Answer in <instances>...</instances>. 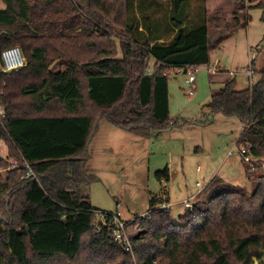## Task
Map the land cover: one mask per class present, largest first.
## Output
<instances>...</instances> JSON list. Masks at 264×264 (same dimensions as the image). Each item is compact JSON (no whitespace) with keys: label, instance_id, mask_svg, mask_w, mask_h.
Listing matches in <instances>:
<instances>
[{"label":"trees","instance_id":"16d2710c","mask_svg":"<svg viewBox=\"0 0 264 264\" xmlns=\"http://www.w3.org/2000/svg\"><path fill=\"white\" fill-rule=\"evenodd\" d=\"M0 1V53L18 45L26 61L0 71V141L16 164L0 155V166L10 167L0 181V264H253L261 257L264 174L253 172L259 161L244 165L251 195L212 179L207 197L176 222L169 208L155 207L168 203L165 185L150 195L148 213L132 219L145 232L131 236V253L97 221L100 209L86 191L99 179L87 166L99 120L143 138L175 127L169 78L161 72L209 62L214 17L202 9L189 20L188 0H162L161 22L154 20V0ZM255 6L264 9V0ZM243 8L237 3L226 34L245 26L238 18ZM233 84L226 79L211 92V114L238 119L236 146L263 160L264 70L247 88ZM24 164L35 177L26 176ZM155 176L167 183L168 168Z\"/></svg>","mask_w":264,"mask_h":264},{"label":"rangeland","instance_id":"374dc122","mask_svg":"<svg viewBox=\"0 0 264 264\" xmlns=\"http://www.w3.org/2000/svg\"><path fill=\"white\" fill-rule=\"evenodd\" d=\"M161 1L154 0L158 5L154 20L158 22L163 20L167 9V2ZM237 3L244 7L238 18L241 23L245 22V26L239 25L226 34L224 24L233 22ZM255 3L257 0L187 1L183 15L189 20H194L204 9L217 23L211 24L209 29V62L200 65L195 72L193 95L187 94L190 87L184 83V75L169 74V118L175 122V127L145 138L117 130L122 136L117 137L121 138L119 141L116 137L115 142L109 143L102 138L94 140L90 151L95 156L88 167L92 170L98 168L95 171L101 181L92 183L86 190L94 208L117 209L123 218L143 216L148 213L150 195L160 193L167 184L171 220L176 222L177 215L185 211L183 201L193 203L207 197L212 179L235 185L246 195H251L252 186L244 169V165L249 164L236 146L242 124L234 117L211 114L209 100L211 92L221 86L223 79L232 78L233 89L240 90L250 86L247 69H252L253 81L264 70V9ZM0 7H3L1 1ZM134 10L138 16L139 9L134 6ZM220 38L221 44L217 46ZM130 139L141 142L131 145ZM8 154V148L0 141V155L8 160L6 164L12 165L14 157ZM258 161L259 166L253 172L262 175L264 159H255L250 169ZM165 167H168L170 179L161 185L155 172ZM9 170L10 167L0 166V181ZM198 190L200 193L192 196ZM6 195L3 193L1 198ZM155 207L163 208L158 203ZM96 217L98 221V214ZM128 227L132 237L145 232L132 220H128ZM253 264H262V254L260 258L253 257Z\"/></svg>","mask_w":264,"mask_h":264},{"label":"built area","instance_id":"2783aa9c","mask_svg":"<svg viewBox=\"0 0 264 264\" xmlns=\"http://www.w3.org/2000/svg\"><path fill=\"white\" fill-rule=\"evenodd\" d=\"M25 57L23 55V52L19 46H10L7 48H4L0 53V71L8 72L12 70H17L25 65ZM200 66V65H199ZM199 66H181V67H170V68H164V70L161 72L163 75L169 76V74L177 75L182 74L184 75V83L190 87L187 94L193 95V84L195 82V72L198 70ZM210 70L209 68H207ZM213 73L215 70H211ZM152 72V68L149 66L146 68V73L150 74ZM248 75L250 77V85L254 82L252 80V74L253 71L251 68L247 69ZM4 117V109L2 106H0V120ZM240 151V153L243 155V160H245L249 166L252 167V162L256 159L252 157L250 154H248V148L246 146H240L237 147ZM12 166L16 167L15 161L12 162ZM24 167H27L26 176H33L35 177V174L33 171L29 168L27 164H24ZM199 185V184H198ZM2 195V194H1ZM162 199V196L157 197V200ZM159 205L163 206V208H169L168 203H158ZM165 204V205H164ZM192 204L190 202L183 201V207L184 209H192ZM98 221L106 226L109 231V236L112 240L116 241L117 243L121 244L123 247V250L126 252H132V245H131V234L129 232L128 227V220L124 219L121 215V212L119 210H113V211H98ZM132 220V219H130Z\"/></svg>","mask_w":264,"mask_h":264},{"label":"crops","instance_id":"0c3cea01","mask_svg":"<svg viewBox=\"0 0 264 264\" xmlns=\"http://www.w3.org/2000/svg\"><path fill=\"white\" fill-rule=\"evenodd\" d=\"M152 64H153V61H151L150 62V65L152 66ZM224 80H226V79H223L222 81H221V85H222V82L224 81ZM221 87V86H220ZM219 87V88H220ZM104 122H108V121H106V120H99V122H98V127H97V130H96V132L94 133V135L92 136V138L90 139V141H89V143H88V147H87V150H88V159H87V166L89 165V163L90 162H92L93 161V159H94V152H91L90 151V147L92 146V144H93V142H94V140L96 139V138H102L104 141H106L105 143H109V141H113V139H114V137H116V139H117V141H119V140H121V138H117V137H122L121 135H120V133H118L119 131H117V130H121V129H119V128H117V127H114L113 125H111L112 127H110V124L109 123H104ZM122 131H124V130H122ZM124 132H126V131H124ZM127 133H129V132H127ZM122 135L124 134V133H121ZM131 134V133H130ZM152 135V134H151ZM123 136H126V135H123ZM134 136H136V135H134ZM137 137H140V136H137ZM141 138H143V137H141ZM113 142H115V141H113ZM130 144L132 145V143H135V144H138L139 142H141V141H139L138 139H130ZM110 145V144H109ZM89 168V167H88ZM168 168V167H167ZM94 171L96 170V171H98V168H96V169H93ZM170 179V178H169ZM99 181H101V179L99 178L98 179ZM159 182V181H158ZM168 182H169V180H168ZM167 182V183H168ZM160 184V183H159ZM161 185H164V184H161ZM163 193H165V198L167 199V202L169 203V205H170V202H169V196H168V190H167V184H166V186H165V189H164V192ZM200 193V190H198V192L196 193V194H194V195H192V196H197V194H199ZM90 201V200H89ZM91 203V202H90ZM194 203V202H193ZM193 203H191V204H193ZM92 205V204H91ZM101 210V209H100ZM169 210H170V208H169ZM103 211H105V210H103ZM149 211V210H148ZM181 213H179L178 215H177V218H178V216L180 215ZM132 218V216L130 217V218H124V219H126V220H130Z\"/></svg>","mask_w":264,"mask_h":264},{"label":"water","instance_id":"95a60500","mask_svg":"<svg viewBox=\"0 0 264 264\" xmlns=\"http://www.w3.org/2000/svg\"><path fill=\"white\" fill-rule=\"evenodd\" d=\"M3 217L0 215V220H2ZM262 264H264V250H263V254H262Z\"/></svg>","mask_w":264,"mask_h":264}]
</instances>
